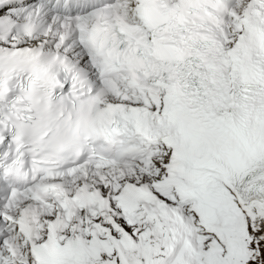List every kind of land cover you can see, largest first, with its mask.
I'll return each instance as SVG.
<instances>
[{
  "label": "snow or ice",
  "instance_id": "6c2138e0",
  "mask_svg": "<svg viewBox=\"0 0 264 264\" xmlns=\"http://www.w3.org/2000/svg\"><path fill=\"white\" fill-rule=\"evenodd\" d=\"M0 264H264V0H0Z\"/></svg>",
  "mask_w": 264,
  "mask_h": 264
}]
</instances>
